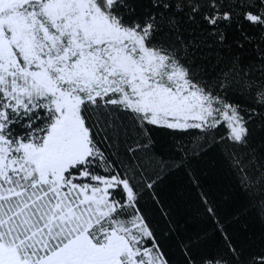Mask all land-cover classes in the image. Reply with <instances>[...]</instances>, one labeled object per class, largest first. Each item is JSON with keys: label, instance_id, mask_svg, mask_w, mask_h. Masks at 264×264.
Here are the masks:
<instances>
[{"label": "snow or ice", "instance_id": "snow-or-ice-1", "mask_svg": "<svg viewBox=\"0 0 264 264\" xmlns=\"http://www.w3.org/2000/svg\"><path fill=\"white\" fill-rule=\"evenodd\" d=\"M0 264H264V0H0Z\"/></svg>", "mask_w": 264, "mask_h": 264}]
</instances>
